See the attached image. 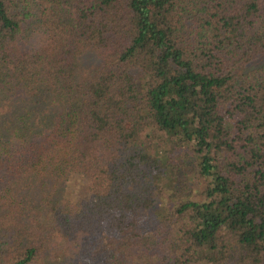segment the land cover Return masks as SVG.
I'll return each mask as SVG.
<instances>
[{"label":"trees","instance_id":"trees-1","mask_svg":"<svg viewBox=\"0 0 264 264\" xmlns=\"http://www.w3.org/2000/svg\"><path fill=\"white\" fill-rule=\"evenodd\" d=\"M0 264H264V0H0Z\"/></svg>","mask_w":264,"mask_h":264}]
</instances>
